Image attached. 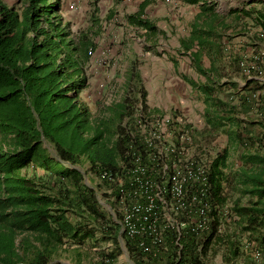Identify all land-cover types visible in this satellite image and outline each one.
<instances>
[{
    "label": "trees",
    "instance_id": "1",
    "mask_svg": "<svg viewBox=\"0 0 264 264\" xmlns=\"http://www.w3.org/2000/svg\"><path fill=\"white\" fill-rule=\"evenodd\" d=\"M203 2L190 35L200 44L204 34H216L214 25L221 24L213 7ZM19 4L9 6L0 0V264H66L55 258L62 245L87 241H111L114 249L100 250L96 264H117L119 223L101 210L96 190L84 182L83 173L64 163L87 161L98 177L103 171L118 173L122 163H129L128 145L141 143L122 121L133 111L137 94L145 103L144 91L138 88L140 77L132 72L125 79L123 98L105 107L104 115L91 116L79 99L87 85L88 52L95 45L90 30L72 35L61 0H19ZM202 19L205 29L197 24ZM194 56L197 69L206 73L198 53ZM215 101L214 105L223 104ZM209 105L201 134L207 143L227 121L239 122ZM44 141L53 146L58 159L49 154ZM227 157L224 148L209 164L207 214L213 218L209 229L199 234L185 229L177 243L178 235L171 231L168 250L156 255L142 253L122 234L135 264L196 261L202 238L214 235L227 203L226 182L234 183L235 191L256 196L249 205L235 203L231 208L239 222L246 223L244 229L264 227V156L244 154L236 173L225 171ZM28 166L43 174H22Z\"/></svg>",
    "mask_w": 264,
    "mask_h": 264
},
{
    "label": "crops",
    "instance_id": "2",
    "mask_svg": "<svg viewBox=\"0 0 264 264\" xmlns=\"http://www.w3.org/2000/svg\"><path fill=\"white\" fill-rule=\"evenodd\" d=\"M95 1H83L85 13L94 8ZM203 1L213 7L221 24L214 25L218 34L209 35L206 31L200 44L190 35ZM97 6L103 22L93 15V24L99 27L100 22H108V27L102 38L98 35L99 31L93 32L94 36L91 37L96 44L108 43L110 49H106L107 56H104L101 47L92 53L89 61L96 62L95 65L91 64L89 72L97 77L104 75L105 71L97 62H102L100 59L105 57L113 61L109 74L118 76L115 66L118 60L126 59L127 74L134 72L140 77L138 88L144 91L145 103L156 111L172 112L176 119L175 127L183 125L191 129L190 152L211 161L217 152L224 148L227 150L226 172L236 173L240 170L244 154L264 156V92L258 81L246 77L238 66L242 57L250 59L254 50L264 46V37L259 36L260 32H264V0H237L228 5L224 0H202L197 3L186 0H97ZM224 10L235 14L234 24L226 22L228 16ZM88 14L85 22L91 27L92 10ZM153 15L160 17L157 24L150 18ZM115 21L126 24L117 27ZM168 22L173 23V27ZM204 22L202 19L197 24L205 29ZM135 32L145 34L139 38ZM150 33H157V37L151 40ZM184 45H189V49ZM194 53H198L199 64L206 73L197 69ZM142 58L145 61L140 65ZM201 87H206V91ZM252 90L261 92L260 100L249 96ZM193 93L202 98L203 104L195 102ZM215 100L223 104L214 105ZM208 105L220 115L234 116L239 121L237 124L233 120L227 121L223 131H229L230 135H223L222 144L215 145L218 139L215 140L214 147L201 139L206 129L205 111ZM231 107L235 108V112L228 111ZM233 184L226 182L227 198L233 194H237V197L247 196L241 190H233Z\"/></svg>",
    "mask_w": 264,
    "mask_h": 264
},
{
    "label": "built area",
    "instance_id": "3",
    "mask_svg": "<svg viewBox=\"0 0 264 264\" xmlns=\"http://www.w3.org/2000/svg\"><path fill=\"white\" fill-rule=\"evenodd\" d=\"M259 36L264 37V32ZM238 66L264 92V46L254 50L250 59L242 57ZM249 96L260 100L261 92L252 90ZM122 124L141 145H128L130 161L121 164L120 172L99 175L110 185L107 193L117 206L120 233L134 240L142 253L156 255L168 250L171 231L178 235L176 243L185 229L195 234L207 231L211 224L207 214L211 161L190 152L191 129L175 127L170 114L142 101L135 103Z\"/></svg>",
    "mask_w": 264,
    "mask_h": 264
},
{
    "label": "rangeland",
    "instance_id": "4",
    "mask_svg": "<svg viewBox=\"0 0 264 264\" xmlns=\"http://www.w3.org/2000/svg\"><path fill=\"white\" fill-rule=\"evenodd\" d=\"M2 1L9 6L14 5L19 7L20 5L19 0H2ZM83 1L84 0H61V5L64 6V10H62V12L66 16L67 20H69L70 22L69 25L72 35L77 36L78 34H80V32H83L86 29L89 30L91 28L90 37L94 36L93 32L99 31V34L98 33L97 34L100 35V37L102 38L107 30L108 22L106 24L101 23L103 22V18L100 16V10H99L100 8L97 6V0L94 2L95 3L94 8L88 9V12L86 13H85ZM224 1L228 5L230 2L232 3L237 0H224ZM227 9L229 10L230 7L229 8L227 7ZM90 10H92V15L90 17L91 19L90 22H92L91 27H89L90 26L88 25L89 23L85 22V17L90 15L88 14ZM228 10H224L223 12L226 11L225 15L228 16L226 22L230 23L231 25L234 24L235 22V20L233 19L235 14H232V12ZM93 15L96 18H98V20L100 18L101 22L100 24L98 23L99 27H95V25L93 24L94 23ZM150 18L151 20H153L154 24H157L160 17L158 15L155 16L153 15L150 16ZM185 23L188 24L186 20ZM114 24L118 27V26H124L126 22L124 24V23H120L119 21L118 22L115 21ZM168 24L171 27H173V23L168 22ZM125 34H127L126 31ZM135 34L139 38H141V36L144 35L145 32H140V33L135 32ZM149 37H151V40H153L154 38L157 37V33L156 34L150 33ZM94 44L95 45L91 50L92 53L101 47L105 53L104 56H107L106 49H110V45L108 43L107 44L94 43ZM90 56L91 55L89 54V57ZM100 60L102 62H97V65L99 67L100 66L102 67V69L105 71V74L104 75L102 74L97 77L95 76V74L89 72V67L91 66V64L95 65L96 61L91 62L88 60L85 66L87 85L79 93V99L86 104V106L90 111L91 116L93 117L104 115L105 107H107L111 103L118 102L123 98L124 96L123 87L125 84V79L131 76V74L129 75L127 74L128 66L126 59L118 60V63L115 66L116 68L115 72L117 73L118 76L109 74V72L111 71L113 61L109 59H105V57H102ZM144 61L145 58H142L140 60L141 62L140 65H142ZM86 92L89 93L85 95ZM193 97L195 102H200L199 104H203L202 98L199 97L198 94L193 93ZM135 98L137 99L136 100L137 102L141 101V98L140 96H138V94L137 97ZM168 114H170L173 117L176 123L175 116L172 115V112H168ZM192 120L193 119H191V121ZM189 123L191 122H186V124ZM197 124L198 123H196V125ZM174 131L175 130L173 128L171 130L173 139L175 137ZM223 135H225V132L223 130H219L216 132L214 139H212L210 143L207 142L206 143L209 144L210 147H214V142L215 140L218 139L215 145H218L219 143L222 144L221 139ZM44 146L48 149V152L51 156L58 159L56 151L52 145L44 141ZM216 147L217 146H215V148ZM64 164L73 168H77L83 173L84 182L87 185L94 187L96 190L97 198L100 203L101 210L106 212V214L109 217H111L113 221L118 222L119 215L117 213L116 203L107 193L108 189L110 188V185L102 181L98 176L94 174V172L90 168V164L87 161H83L81 164H76V165H70L67 162H65ZM21 173L28 175L31 174L42 175L43 171L41 169L35 170V168L28 166L22 169ZM237 196H238L237 194L235 195L233 194V196L231 195L228 196L224 210L222 213L219 214L218 224L216 225V231L214 235L211 236V238H209L208 240L206 238L207 241L205 240V238H202L203 244H199L197 248L198 251L197 253L199 254L197 260L186 261L187 264L188 263L189 264H264V227H260L259 229H249V230L244 229L246 223H240L239 217L231 209L233 204L235 203L240 206L249 205L251 204V201H254L256 198L254 196H249V195L243 197H237ZM211 221H213L212 217H211ZM119 234H120V230H119ZM203 240H205V242ZM118 241H119V251L116 252L117 254L116 263L135 264V261L133 260L127 249L126 240L125 238H123L122 234L119 235ZM103 249L106 252H109L114 249V245L112 244L111 241H104L100 243L87 241L82 245H76L72 243L70 244L68 242L62 245L58 253L55 254V258L66 264H96V260L98 258L97 253ZM77 250L81 254L80 256L79 254H77L78 253ZM177 252H179V250ZM78 259H80L79 260L80 263H77Z\"/></svg>",
    "mask_w": 264,
    "mask_h": 264
}]
</instances>
